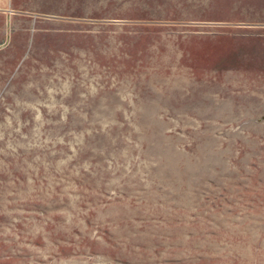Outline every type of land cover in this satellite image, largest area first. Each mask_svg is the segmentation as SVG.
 <instances>
[{"label": "rangeland", "instance_id": "374dc122", "mask_svg": "<svg viewBox=\"0 0 264 264\" xmlns=\"http://www.w3.org/2000/svg\"><path fill=\"white\" fill-rule=\"evenodd\" d=\"M0 264H264V0H0Z\"/></svg>", "mask_w": 264, "mask_h": 264}, {"label": "crops", "instance_id": "0c3cea01", "mask_svg": "<svg viewBox=\"0 0 264 264\" xmlns=\"http://www.w3.org/2000/svg\"><path fill=\"white\" fill-rule=\"evenodd\" d=\"M246 36H248V35H246ZM214 37H215V39H217L218 37H220L219 35H214ZM245 39H249V38H245ZM214 40V39H213ZM210 41H211V39H210ZM209 40H206V42L205 43H209L210 42ZM210 45V49L212 50L211 51V55L213 56V58H214V63H213V65H214V69H216V70H223V69H225V68H222V67H220V65H225V63H223V61H219L218 60V57H217V55H215L216 54V52L215 51H217V49L219 50L220 49V47H224L223 46V44H221V43H213V45H211V44H206L205 46H209ZM247 46H250V45H244V47H247ZM253 46V45H252ZM203 47H204V45H203ZM226 48H229V47H226ZM222 49H224V48H222ZM220 52V51H219ZM249 62V63H248ZM259 61L258 60H256V59H254V58H252V57H250L249 58V61H246L245 63H243V66H245V65H257V63H258ZM245 64V65H244ZM226 65H232L231 63H227ZM246 69H247V67H246ZM225 70H228V69H225ZM228 104H230V103H228ZM232 104V103H231Z\"/></svg>", "mask_w": 264, "mask_h": 264}]
</instances>
